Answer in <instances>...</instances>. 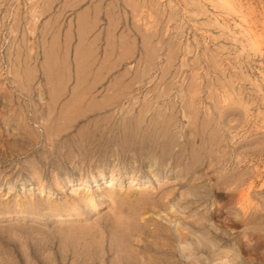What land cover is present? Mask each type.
Listing matches in <instances>:
<instances>
[{"label": "rangeland", "instance_id": "rangeland-1", "mask_svg": "<svg viewBox=\"0 0 264 264\" xmlns=\"http://www.w3.org/2000/svg\"><path fill=\"white\" fill-rule=\"evenodd\" d=\"M0 264H264V0H0Z\"/></svg>", "mask_w": 264, "mask_h": 264}, {"label": "bare ground", "instance_id": "bare-ground-1", "mask_svg": "<svg viewBox=\"0 0 264 264\" xmlns=\"http://www.w3.org/2000/svg\"><path fill=\"white\" fill-rule=\"evenodd\" d=\"M226 2V1H225ZM106 179H107V177L105 176V175H93V176H91V177H89V183H91V184H96V185H98V184H100V183H103L104 181H106ZM92 201V200H91ZM191 245V244H190ZM189 245V246H190ZM198 247V246H197ZM196 246L194 247V248H192L191 250L189 249V247H186V246H184V247H179L178 249H177V252L179 253V255L180 256H184L185 254V252L187 251V250H190V251H198ZM215 247V245L213 246V248ZM218 247V246H217ZM164 248V247H163ZM175 248V247H174ZM212 248V251H214V249ZM175 250V249H174ZM210 250V249H209ZM220 250V249H219ZM173 251V250H172ZM176 251V250H175ZM189 252V251H188ZM176 253V252H175ZM213 254H215V252H212ZM170 256V255H169ZM187 256V255H186ZM178 261H180V260H178Z\"/></svg>", "mask_w": 264, "mask_h": 264}]
</instances>
